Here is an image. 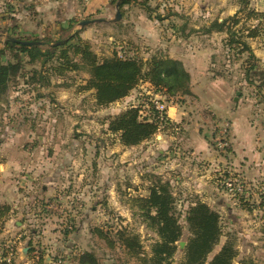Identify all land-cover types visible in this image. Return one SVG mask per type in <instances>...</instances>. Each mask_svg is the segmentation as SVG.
Segmentation results:
<instances>
[{
  "label": "rangeland",
  "instance_id": "obj_1",
  "mask_svg": "<svg viewBox=\"0 0 264 264\" xmlns=\"http://www.w3.org/2000/svg\"><path fill=\"white\" fill-rule=\"evenodd\" d=\"M24 1H0V64L16 65L0 95V170L4 148L9 147L6 141L16 138L21 157L12 174L29 207L23 229L34 239L30 264H82L80 257L87 252L98 264H160L157 251L163 253L161 264H185L199 255L201 231L191 227L187 217L200 202L219 213L222 234L206 254L205 264L227 241L237 250L232 264H264L260 212L250 217L253 209L221 186L228 171L238 166L228 157L233 147L223 152L216 144L219 127L212 129L210 138L206 135L208 144L228 160L212 171L216 188L211 190L216 195L192 188L191 168L198 163V172L204 175L212 162L194 158L190 139L194 141L197 130H189L186 119L169 118L167 123L159 119L156 134L132 146L123 144L120 132L112 129L118 116L132 106L140 109V119L154 120L156 100L169 107L199 108L213 115L218 126L228 122L229 131L236 114L264 129V0H77L80 12L69 29L78 28L55 35L41 31L40 12ZM118 9L121 18L115 20ZM231 16L239 18L237 24L230 23L235 29L259 28L248 39L257 56L250 72L253 82L245 74L252 61L248 52L231 46L226 30H210L215 20ZM8 36L41 41L43 54L31 57L9 47ZM72 36L70 44L52 48L56 40ZM80 39L89 44L98 62L115 56L175 59L190 75V91L171 94L166 87L140 81L121 100L100 104L91 67L63 72L57 68L63 49L73 56L72 46ZM185 136L188 142L182 144ZM181 161H188L183 162L184 171ZM163 183H168L170 215L177 230L157 219L159 198L152 191ZM255 198L252 201L260 203L259 196ZM12 237L0 238V255H7V245L18 251ZM170 246L175 250L167 260ZM16 259L6 264H20Z\"/></svg>",
  "mask_w": 264,
  "mask_h": 264
},
{
  "label": "trees",
  "instance_id": "obj_2",
  "mask_svg": "<svg viewBox=\"0 0 264 264\" xmlns=\"http://www.w3.org/2000/svg\"><path fill=\"white\" fill-rule=\"evenodd\" d=\"M126 2H129V0H121L120 3ZM238 19L237 16H231L222 21L215 20L212 23L210 30H226L230 34V45L233 46V44H237L240 52H248V60L249 62L252 61L251 63H248L245 74L247 80L253 82L250 72L256 68L255 60L257 59V56L252 46L249 44L248 39L255 37L259 28L256 29L257 27L254 26L246 30V33L240 29H235L232 25L237 24L239 22ZM231 21L233 23L232 25H230ZM13 38L20 39L8 36L6 39V45L15 48L22 53L27 52L31 57H38L43 54L41 41L37 44L26 45L12 40ZM73 39L74 36L69 37V39L65 41H61L60 39L56 40L53 43L52 48L57 49L64 44H70ZM72 47L74 50L73 56L67 54L66 49H63L62 55L59 57V65L57 68L59 72H63L66 70H76L85 65L91 67L93 71V86L97 87V97L100 104H108L121 100L127 96L130 90H132L140 81H148L155 86L166 87L171 94H176L178 91H182L183 93H189L190 91V75L184 69L182 64L175 59L153 56L151 59L145 61L136 58L122 59L115 56L103 62H98L89 44L82 39ZM76 56H79V59H76ZM15 72L16 65L14 63L8 62L6 64H0V95L6 91L9 78L15 74ZM158 116L159 112H157L154 120H142L140 119V109L132 106L118 116V119L112 124V129L116 132H120V139L123 144L128 146L137 145L156 134L160 125V118ZM168 121L169 118L164 122L167 123ZM152 194L159 198V204L156 207L158 212L157 219L164 221V226H170L169 224H172L177 230V227L179 226L174 217L170 215L171 195L168 191V183L160 185L152 191ZM261 196H263V194ZM238 199L243 206L248 208V210H252L256 207L258 208L263 203V201H260V203L246 201L243 196H238ZM7 211V207L1 209L3 215ZM187 219L191 227L195 226L201 231L197 238L200 237L202 240L197 245L199 255L193 260L190 259V261L185 264H205L206 254L212 251L214 246L220 241V236L222 235L221 227L219 225V213L211 209L207 204L200 202L190 208ZM176 240V237L172 238L169 243ZM190 243L191 241L188 242L187 246H190ZM174 250L175 248L170 246L167 260L173 255ZM162 254L163 253L159 251L156 252V257L160 264L161 260L164 259ZM236 255L237 250L233 247L230 241H227L223 245L221 251L217 253L208 264H232ZM80 260L82 264H90L89 262H91V264H98L94 255L89 252L81 255ZM246 264L257 263L250 261Z\"/></svg>",
  "mask_w": 264,
  "mask_h": 264
},
{
  "label": "crops",
  "instance_id": "obj_3",
  "mask_svg": "<svg viewBox=\"0 0 264 264\" xmlns=\"http://www.w3.org/2000/svg\"><path fill=\"white\" fill-rule=\"evenodd\" d=\"M24 2H30L28 3L29 5L34 4L40 12L39 17L44 20L41 23V31L45 33L55 35L70 31L74 32L78 28L76 26L74 29L72 27V30L69 29L71 24L74 23L72 18L76 17L80 12L77 0H25ZM97 2L94 1V3ZM173 108H175V111H173ZM200 110H203V108L200 107ZM216 112L219 114L225 113L224 110L220 109H217ZM168 114L172 120L177 122H183L186 119L185 126L190 128L189 130L191 131L194 129L197 130L193 133L194 141L190 139L192 149H195L193 154L194 158L198 161L205 160L204 163L208 160L212 162L211 165L208 164L211 169L204 175L199 174L198 163L196 168H191V179L189 180L193 183L192 188L196 191L202 190V192L211 191V193L216 195L215 191L213 189L211 190V188H216L212 171L215 170L214 168L216 166L218 168L223 165L226 166L228 160L225 157L226 155L219 154V152L208 144L206 135L210 138L212 129L215 130L216 128L213 115L199 111V108L180 105L170 106ZM208 127L211 129L208 130ZM230 135V143H232V145L230 144V148L233 147L229 151L230 154L228 153L229 160H231L230 163L237 165L238 167L236 166L237 169H235V172H241L246 181L255 186V199L257 200L259 196L260 200L263 201L262 205L254 208L252 212H249L250 217L260 212L259 221L261 219L264 221V129H257L250 122H245V120L240 119L236 114ZM185 140L188 142L187 136L181 139L182 144L186 143ZM6 143L9 147L4 148L7 153H4V163L1 165L2 168L0 170V238L3 236H13L12 238L18 249L17 259L15 257L16 262L30 264L34 239L32 235L26 236V230L23 229L25 221L29 218L27 216L29 212L27 208L29 207H27L26 201L22 200L21 193L17 189L14 179L16 171L12 169L13 165L14 167L17 166V162L21 157L19 153L21 142L19 141L17 143L16 138L13 141L9 138ZM17 150L19 154L16 153ZM181 162L180 170L184 171L187 165H183V162L188 161ZM262 194L263 196H261ZM3 207L8 208V211L4 215L1 213ZM24 248H28L26 254L23 252ZM1 250L2 248L0 247V252ZM0 264H6V261L0 259Z\"/></svg>",
  "mask_w": 264,
  "mask_h": 264
},
{
  "label": "built area",
  "instance_id": "obj_4",
  "mask_svg": "<svg viewBox=\"0 0 264 264\" xmlns=\"http://www.w3.org/2000/svg\"><path fill=\"white\" fill-rule=\"evenodd\" d=\"M2 2H11L14 3L18 0H0ZM155 107L159 112V118L161 120H166L169 117L168 110L169 106L163 101H155ZM219 127L218 133H216L215 141L217 146L223 151L227 152L230 147V140H229V129L230 124L228 122L223 123L222 125H216ZM229 174L224 176L221 186L228 192L233 195L243 196L246 201H252L253 197L255 196V186L246 181V179L242 176L237 174L235 171H228ZM258 202V201H257ZM8 246V253L7 255L3 256L0 255V259L10 263L12 262L16 255L17 250H15L11 245Z\"/></svg>",
  "mask_w": 264,
  "mask_h": 264
},
{
  "label": "water",
  "instance_id": "obj_5",
  "mask_svg": "<svg viewBox=\"0 0 264 264\" xmlns=\"http://www.w3.org/2000/svg\"><path fill=\"white\" fill-rule=\"evenodd\" d=\"M118 6H119V3H117V8H118ZM120 18H121V12L118 9V12H117L115 20H118ZM87 22H89V21H84L83 23H87ZM12 40L18 41L19 43L26 44V45H32V44L40 43V41L20 40V39H14V38ZM239 94H240V92H238V96H239ZM238 96H236V99H238ZM181 243L183 244L184 242H181ZM27 251H28V248H24L23 252L25 254L27 253Z\"/></svg>",
  "mask_w": 264,
  "mask_h": 264
}]
</instances>
